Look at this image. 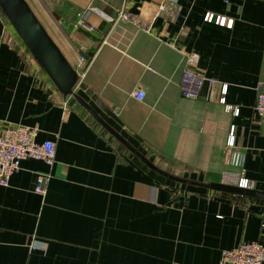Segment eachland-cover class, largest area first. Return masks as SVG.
Listing matches in <instances>:
<instances>
[{"label":"crops","instance_id":"crops-1","mask_svg":"<svg viewBox=\"0 0 264 264\" xmlns=\"http://www.w3.org/2000/svg\"><path fill=\"white\" fill-rule=\"evenodd\" d=\"M26 2L78 84L64 95L0 8V129L37 127V140L57 147L53 165L26 158L0 185V264H219L224 250L264 245V198L208 186L235 172L264 192V117L255 109L264 1ZM122 8L143 26L116 22ZM84 14L92 31L76 24ZM185 52L215 80L197 99L181 94ZM223 85L238 114L220 101ZM231 126L240 168L224 150ZM40 176L49 177L45 193L35 190Z\"/></svg>","mask_w":264,"mask_h":264},{"label":"built area","instance_id":"built-area-1","mask_svg":"<svg viewBox=\"0 0 264 264\" xmlns=\"http://www.w3.org/2000/svg\"><path fill=\"white\" fill-rule=\"evenodd\" d=\"M264 1V0H262ZM165 8V5L160 6V11ZM207 21H214L218 24L232 25L233 20L226 21L224 16H215L213 13H208L205 17ZM132 23L141 25L142 20L139 15L130 13L124 8L120 9L117 15L116 22ZM77 26L86 28L92 31L94 28L90 26L85 14L79 17ZM151 28V22L147 25V30ZM186 63L182 71L180 89L181 94L185 98L197 99L200 96V91L203 85L207 84L212 87L215 80L205 77L197 68V55L192 52H185ZM145 90L137 89L134 96L142 100L145 96ZM227 86L222 87V97L220 101L226 104ZM228 110H232L238 114L239 109L226 104ZM255 109L261 116L264 117V84L260 85L257 90V99ZM39 129L37 127L26 126L22 124L9 125L0 129V185L7 186L10 183L11 177L21 170V162L26 158H34L44 161L48 165H53L56 162L57 147L52 140L39 142L37 140ZM228 162L235 168H240L244 162V152L237 146L235 142V126H231L228 140L224 147ZM48 176H40L37 180L35 190L39 193H45V185L48 181ZM223 183L235 185L242 188L253 189L254 182L246 178L240 177L235 172L226 173ZM173 264H184L174 262ZM219 264H264V245L257 241L243 242L231 249L222 252Z\"/></svg>","mask_w":264,"mask_h":264},{"label":"water","instance_id":"water-1","mask_svg":"<svg viewBox=\"0 0 264 264\" xmlns=\"http://www.w3.org/2000/svg\"><path fill=\"white\" fill-rule=\"evenodd\" d=\"M0 8L15 31L33 54L41 67L64 95L75 94L78 74L69 64L50 35L47 33L26 0H0ZM80 102L111 130L96 112L81 98ZM211 188L230 193L264 198V192L224 183H209Z\"/></svg>","mask_w":264,"mask_h":264}]
</instances>
